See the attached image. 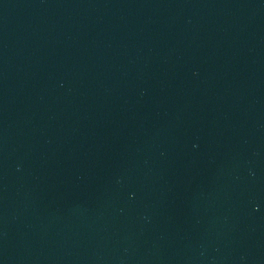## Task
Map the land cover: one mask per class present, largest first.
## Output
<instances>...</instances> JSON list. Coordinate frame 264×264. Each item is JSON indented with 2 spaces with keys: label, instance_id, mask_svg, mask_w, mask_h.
Wrapping results in <instances>:
<instances>
[{
  "label": "water",
  "instance_id": "1",
  "mask_svg": "<svg viewBox=\"0 0 264 264\" xmlns=\"http://www.w3.org/2000/svg\"><path fill=\"white\" fill-rule=\"evenodd\" d=\"M0 264H264V0H0Z\"/></svg>",
  "mask_w": 264,
  "mask_h": 264
}]
</instances>
